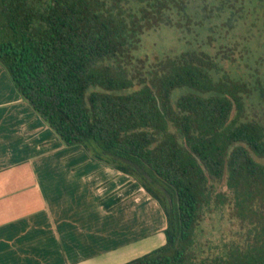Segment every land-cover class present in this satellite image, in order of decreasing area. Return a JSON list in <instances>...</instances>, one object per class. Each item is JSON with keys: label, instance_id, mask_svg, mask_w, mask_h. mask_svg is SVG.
<instances>
[{"label": "trees", "instance_id": "trees-1", "mask_svg": "<svg viewBox=\"0 0 264 264\" xmlns=\"http://www.w3.org/2000/svg\"><path fill=\"white\" fill-rule=\"evenodd\" d=\"M174 12L186 1L0 0V64L63 144L128 174L161 208L163 243L120 264H264V117L245 103L262 86L204 50L136 56L146 30L189 29ZM222 180L228 192H214ZM225 204L243 239L203 254L204 210Z\"/></svg>", "mask_w": 264, "mask_h": 264}, {"label": "crops", "instance_id": "crops-1", "mask_svg": "<svg viewBox=\"0 0 264 264\" xmlns=\"http://www.w3.org/2000/svg\"><path fill=\"white\" fill-rule=\"evenodd\" d=\"M164 227L136 180L63 144L0 64V264H114Z\"/></svg>", "mask_w": 264, "mask_h": 264}, {"label": "rangeland", "instance_id": "rangeland-1", "mask_svg": "<svg viewBox=\"0 0 264 264\" xmlns=\"http://www.w3.org/2000/svg\"><path fill=\"white\" fill-rule=\"evenodd\" d=\"M185 1L186 13L174 12L173 16L181 21L189 18V29L160 25L146 30L134 54L152 58L185 49L204 50L217 61L221 72L252 86H262L247 96L245 103L248 117H264V15L259 0ZM183 91L175 90L173 97ZM211 184L214 192H228L224 180ZM230 208V204H225L214 211L204 210L197 228V242L203 254H217L229 243L242 241L245 228L230 216ZM149 250H141L125 259ZM125 259L115 263L120 264Z\"/></svg>", "mask_w": 264, "mask_h": 264}]
</instances>
